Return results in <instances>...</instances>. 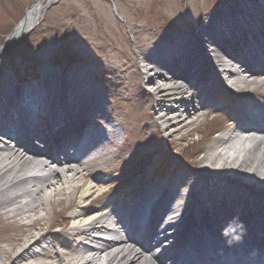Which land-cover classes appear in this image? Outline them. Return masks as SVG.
Wrapping results in <instances>:
<instances>
[{
  "label": "bare ground",
  "instance_id": "obj_1",
  "mask_svg": "<svg viewBox=\"0 0 264 264\" xmlns=\"http://www.w3.org/2000/svg\"><path fill=\"white\" fill-rule=\"evenodd\" d=\"M51 1L53 0H37L33 8L27 11L24 23L28 24L42 15ZM252 2L255 11L263 10L264 5L259 0ZM239 6L236 3L223 7L211 21L221 18L227 21L229 13L236 15V12H239ZM243 8L245 13L255 17L250 19L254 24L259 22L264 26V16L259 12H249V5H243ZM244 12L238 15L245 18ZM245 19L247 22L248 16ZM21 30L20 27L12 35L3 50L11 51L12 44ZM208 31H211V23L201 35L192 36L196 41L203 43L201 63L200 61L192 63L190 56L194 54L186 49L174 51L183 55L182 63L167 60V57L165 59L154 52L145 53L141 60L147 65V70L143 71L144 79L152 86L146 94L150 100L157 101L152 120L164 131L169 130L170 137L178 133L180 135L189 133L201 116L211 114L210 106H207L209 98L204 97L207 87L202 84L212 82L210 77L219 82V76L225 75L228 82L240 85L235 91L238 94L235 98L239 95L251 97L250 99L242 96L241 99L233 101L235 110H239L226 121V127L229 129L225 134L214 139L211 153L200 160V170L206 174H200L198 179L201 184L195 186V190L175 196L173 186L172 188L163 186L150 194L144 192L129 202L124 201L125 210L134 218L154 219L153 232L165 230V233H170L173 228H177L178 231L167 234L158 245L154 242L145 244L135 236L136 231L142 232L143 229L136 230L138 229L136 226L135 234L126 229L129 219L124 211L110 206L100 208L99 211L88 210L87 203L94 197L100 198L98 194L101 193L106 181L98 178L92 171L85 172V164L93 159L88 158L86 150L78 149L77 140L83 138L84 134L88 135L89 138L84 145L88 146L95 156L99 154L97 142L100 144L105 137V134L101 137L99 135L105 117L103 99L98 96L93 100V105L86 108L84 102L88 100L87 97L91 100L92 94L83 93V97L79 95L80 99H76L75 94L69 90L77 82L75 75L63 76L61 79L48 76L37 82L39 91L44 95L37 92L38 105L34 104L30 108L32 113L36 112L35 119L38 122L31 134L39 143L32 145L30 142L32 140L29 141L20 132L23 131L22 124L17 121L12 123V118L9 121L7 117L9 122H4V125L0 122V219L19 222L20 228H38L45 223V217L33 219V213L45 209L56 196H59L60 201L64 200L65 195H79L77 209L69 216L74 229L71 234L73 240L63 241L60 238L63 248H59L45 243L51 229L39 236L26 230L22 235L9 240L13 243L11 248L0 250L2 261L0 264H27L30 261H34L35 264H99L102 255H104L102 264H174L170 256L172 257L177 250H186L189 246L196 247L198 252L188 254L193 260L202 258L221 262L223 252L232 242L236 244L241 242L239 238L238 241L221 238V234L236 231L234 223L240 232L254 229V234L250 238L254 246L244 244L243 248L249 250L251 246L258 247V250L264 253L261 248L264 245V206L260 205L264 201V90L260 89L264 85V70L260 67L251 70L243 66L242 59L225 49L217 42L215 34ZM245 34L239 31L235 37L244 38ZM164 38L175 42L179 37L168 35ZM156 49L163 55H174L161 46ZM8 89L10 93L0 92V103L2 98L16 102L13 107L19 111L18 115H21L23 113L21 106L30 104L27 98L29 94L21 95L20 88L13 93L14 89H18L15 84ZM189 92L191 94H188ZM13 95L16 96V101L12 98ZM215 97L216 94L213 98ZM67 101L81 106L77 113L81 115L79 125L82 133L78 130L71 131L67 118L59 117L52 111L53 105L57 103L64 111L68 110ZM191 115L196 117L187 120L186 117ZM20 126L19 131H14L15 136L12 129ZM92 130H96L97 134L92 133ZM60 131H68L72 137L67 142V146L70 147L61 146L57 150L54 142L58 144L59 141L55 134ZM47 133L52 149L47 146ZM116 134L118 135V131H115L114 137ZM70 149H75V153H70ZM32 173L36 174L30 176ZM47 189H50V193H47ZM24 197L26 200L22 199ZM172 198L177 200V205H174ZM187 200L192 201L193 210L190 213L185 210L177 213L181 212L180 206ZM148 202L152 207L148 208ZM228 202L231 204L229 208ZM138 220L136 221L139 222ZM62 221H64L62 225L67 222L65 219ZM168 225L170 228H166ZM58 229H62L60 225ZM122 229H125V233H122ZM100 232L111 233L110 239L98 238L97 234ZM210 233L214 236L210 237ZM188 235L193 241H188ZM165 240L166 243L169 242L168 253L159 254L156 246L163 245ZM66 249H69V252ZM71 254L73 256L68 258L67 256ZM241 256L250 257L246 252Z\"/></svg>",
  "mask_w": 264,
  "mask_h": 264
},
{
  "label": "rangeland",
  "instance_id": "obj_2",
  "mask_svg": "<svg viewBox=\"0 0 264 264\" xmlns=\"http://www.w3.org/2000/svg\"><path fill=\"white\" fill-rule=\"evenodd\" d=\"M34 1L0 0V46L5 44L6 38ZM54 1L46 7L40 24L27 40L0 58V92L10 93L8 88L15 84L18 89H14L13 93H16L20 87L27 85L26 82L42 79L44 75L55 79L75 75L78 80H84L87 86L99 92L105 108L99 135L105 134L106 138L102 139L99 154L94 155L84 168L85 172H94L106 183L102 187L103 197L97 207L90 204L91 200L87 203L89 211L97 210L99 205L102 207L110 202L120 203L137 197L141 192H153L156 187H162L164 182L166 187L173 186L175 193L194 190L201 184L198 179L200 174H206L200 170V160L211 153L214 139L222 137L229 129L224 117L226 111L218 105L211 107L208 103L207 106L214 113L201 116L189 133L170 137L169 130L164 131L152 120L157 101L150 100L146 94L152 86L144 79L143 71L147 65L141 60L165 36L182 38L201 35L217 12L236 3L240 5L239 12L236 15L229 13L232 28L237 35L242 30L251 37L249 33L254 32L256 26L250 19L255 17L245 13L243 5H249V12H254L256 8L252 0ZM240 12H244L245 18L248 16L247 20L253 24V29L244 23V16L238 15ZM215 38L221 45L229 39L218 38L217 34ZM229 41L236 44L237 48L243 43L240 38H230ZM237 41L240 45H237ZM261 59L264 61V56ZM87 86L74 90L72 85L69 90L82 96ZM232 86L239 89L240 85L233 83ZM260 89L264 90V85ZM233 91L235 93L236 90ZM236 95L230 94V98ZM242 96L251 99L247 97L250 95ZM230 98L223 97L220 101L227 103ZM191 116H187V120L196 117ZM115 131H118V135L114 137ZM31 144L35 145V141ZM134 184L138 192L131 193V185ZM47 191L50 193V189ZM22 199L26 200L25 197ZM79 200V195H65L64 200L60 201L59 196L53 198L45 209L33 213V219L45 217V223L38 228H20L19 222L0 219V250L11 248L13 243L9 240L26 230L39 236L48 229L51 232L47 234L45 243L63 248L60 238L63 241L73 240L71 234L74 229L69 216L77 209ZM172 201L177 202L175 199ZM62 219L67 220L64 225ZM59 225L62 229H58ZM156 250L161 251L162 246ZM71 256L73 254L67 257ZM102 262L104 255L99 264ZM27 264L35 263L30 261Z\"/></svg>",
  "mask_w": 264,
  "mask_h": 264
},
{
  "label": "water",
  "instance_id": "obj_3",
  "mask_svg": "<svg viewBox=\"0 0 264 264\" xmlns=\"http://www.w3.org/2000/svg\"><path fill=\"white\" fill-rule=\"evenodd\" d=\"M36 3V1L32 4V6L28 9L31 10L34 6V4ZM39 17L37 16L34 20H32L30 23H24L26 17L21 21V23H19V25L16 27L14 33H12L8 38L5 44H7L9 41V39L12 37L13 34H15L21 27V32L20 34L17 35V38L15 40V42H13V46H19L22 42H24L26 40V38L28 37V35L32 32V30L34 29V27L39 23ZM23 27V28H22Z\"/></svg>",
  "mask_w": 264,
  "mask_h": 264
}]
</instances>
